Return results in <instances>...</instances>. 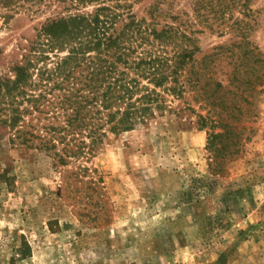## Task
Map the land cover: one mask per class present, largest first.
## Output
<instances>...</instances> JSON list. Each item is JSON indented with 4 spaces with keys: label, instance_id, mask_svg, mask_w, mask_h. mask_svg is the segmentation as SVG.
I'll return each mask as SVG.
<instances>
[{
    "label": "rangeland",
    "instance_id": "obj_1",
    "mask_svg": "<svg viewBox=\"0 0 264 264\" xmlns=\"http://www.w3.org/2000/svg\"><path fill=\"white\" fill-rule=\"evenodd\" d=\"M59 5L7 25L0 17L1 67ZM157 6L163 23L194 38L199 60L242 41L264 54V0H138L134 11L148 18ZM225 58L221 79L232 69ZM250 100L240 122L249 139L222 172L211 166L209 131L179 99L176 113L110 134L86 163L98 173L83 178L37 149L0 153V264H220L223 255L222 264H264V83Z\"/></svg>",
    "mask_w": 264,
    "mask_h": 264
},
{
    "label": "trees",
    "instance_id": "obj_2",
    "mask_svg": "<svg viewBox=\"0 0 264 264\" xmlns=\"http://www.w3.org/2000/svg\"><path fill=\"white\" fill-rule=\"evenodd\" d=\"M137 1L0 0L5 25L22 10L40 15L56 2L63 6L19 47L18 61L0 66V153L37 149L56 166L77 165V177L83 178L98 173L86 163L110 134L176 113L173 103L179 99L185 104L180 111L195 113L209 131L212 169L224 170L249 139L241 116L264 83V54L242 41L215 47L199 60L200 47L180 24L163 23L160 6L139 18ZM225 56L232 69L221 79ZM246 56L257 65L245 62ZM88 183L96 191L95 181Z\"/></svg>",
    "mask_w": 264,
    "mask_h": 264
}]
</instances>
